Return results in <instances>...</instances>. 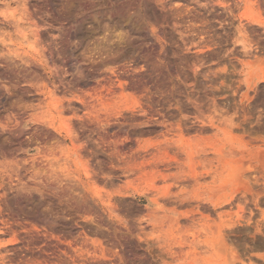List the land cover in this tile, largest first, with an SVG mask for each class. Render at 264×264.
I'll use <instances>...</instances> for the list:
<instances>
[{
	"label": "rangeland",
	"instance_id": "1",
	"mask_svg": "<svg viewBox=\"0 0 264 264\" xmlns=\"http://www.w3.org/2000/svg\"><path fill=\"white\" fill-rule=\"evenodd\" d=\"M222 2L0 0V264H264V0Z\"/></svg>",
	"mask_w": 264,
	"mask_h": 264
},
{
	"label": "bare ground",
	"instance_id": "2",
	"mask_svg": "<svg viewBox=\"0 0 264 264\" xmlns=\"http://www.w3.org/2000/svg\"><path fill=\"white\" fill-rule=\"evenodd\" d=\"M203 1V0H202ZM207 1V3L208 4H212V5H214V4H223V2H222V0H206ZM262 4V3H261ZM253 21H257V22H259V23H261V21H258V19L256 20H254L253 19ZM159 34V33H158ZM157 33H154L153 31H151V32H149V33H147V35H146V38H145V43H143V44H141L140 46L138 45V52H140V54H142V53H145V51H153V50H155V49H158V47H159V45L161 46V39H160V36L158 35ZM137 48V47H136ZM160 48V47H159ZM144 55V54H143ZM139 56H141V55H139ZM142 57V56H141ZM83 83H84V81H83ZM91 116V115H90ZM20 117V116H19ZM22 118V115H21V117H20V119ZM107 120H108V118H107ZM106 120V121H107ZM111 121V120H110ZM22 121H20V123H21ZM159 122V121H158ZM110 125H111V123H110ZM19 126V125H18ZM167 126V125H166ZM20 127V126H19ZM19 127H17V129L19 128ZM184 128V127H183ZM17 129H15V130H17ZM20 130V129H19ZM25 130V129H24ZM21 132H22V130H20ZM16 132H18V131H16ZM25 132V131H24ZM20 133V132H19ZM186 133V132H185ZM21 134V133H20ZM186 138V137H185ZM188 142V141H187ZM164 149V148H163ZM165 150L167 151V149L165 148L164 149V152H165ZM163 152V153H164ZM169 152V151H168ZM192 152V151H191ZM165 154V153H164ZM169 154V153H168ZM192 154V153H191ZM172 155H173V153H172ZM193 155H195V154H193ZM260 155H262L263 157H264V151L260 154ZM176 156V155H175ZM175 156H174V158H175ZM172 157V156H171ZM195 158V157H194ZM129 161V160H128ZM154 161V160H153ZM132 162V161H131ZM244 163V162H243ZM101 165V164H100ZM24 166V165H23ZM134 166V165H133ZM262 166V165H261ZM102 169V168H101ZM103 171V170H102ZM87 173V172H86ZM88 174V173H87ZM163 175H165V173H163ZM167 175V174H166ZM242 175V174H241ZM167 177V176H166ZM198 177V176H197ZM196 177V178H197ZM165 187V186H164ZM92 199V198H91ZM92 202H93V200H92ZM94 203V202H93ZM89 204V203H88ZM91 205H92V203H91ZM94 205V204H93ZM110 206V205H109ZM85 207V206H84ZM94 207V206H93ZM96 208H97V206H96ZM86 209V208H85ZM88 209V208H87ZM87 209H86V211H87ZM92 210H94V209H92ZM113 213V212H112ZM91 220V219H90ZM92 221V220H91ZM90 221V222H91ZM97 240V239H96Z\"/></svg>",
	"mask_w": 264,
	"mask_h": 264
}]
</instances>
